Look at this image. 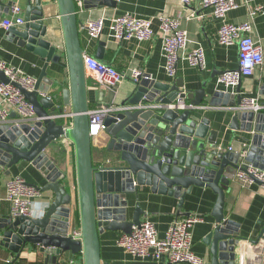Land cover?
<instances>
[{
    "label": "water",
    "instance_id": "water-1",
    "mask_svg": "<svg viewBox=\"0 0 264 264\" xmlns=\"http://www.w3.org/2000/svg\"><path fill=\"white\" fill-rule=\"evenodd\" d=\"M56 3L62 45L51 38L49 22L54 16L48 14L42 0H30L22 26L8 29L9 37L39 55L44 65L32 90L20 86L33 105L34 116L24 119L17 115L15 122L0 124V165L11 168L21 161L31 162L46 177L43 190L52 191L53 196L37 214L0 217V245L17 257L32 246L50 254L51 262L71 252L80 254L83 264H111L102 259L101 233H130L142 223L144 210L139 201L128 217L129 194L139 198V191L150 186L153 191L178 197L182 208L194 187H209L217 194L212 213L215 223L204 238L210 247L211 264H238L239 232L224 212L226 187L236 172L249 164L264 170V111H240L233 116L232 127L250 136L245 138L248 143L243 150L227 151L217 145L210 119L203 117L196 106L203 102L209 106L239 105L241 94L231 101L229 93L215 90L208 97L202 88L190 99L178 85L152 81L143 75L133 82L132 90L122 101L123 106L133 107L116 109L104 121L103 131L109 137L107 149L118 154V164L96 166L83 57L87 52L81 40L78 6L75 0ZM99 4L114 6L116 2L100 0ZM104 46L100 42L99 60L103 58ZM64 64L69 71L68 84L62 82L60 67ZM50 65H54L52 74L48 72ZM0 78L9 81L2 70ZM241 81L242 78L238 92ZM179 99L189 100L196 108L166 106ZM156 104L162 107L151 106ZM61 137L74 148L76 205L66 174L49 155V151L57 152ZM254 180L264 186L263 181ZM190 215L185 213V217ZM77 216L80 236L74 237L70 234L71 218Z\"/></svg>",
    "mask_w": 264,
    "mask_h": 264
},
{
    "label": "crops",
    "instance_id": "crops-1",
    "mask_svg": "<svg viewBox=\"0 0 264 264\" xmlns=\"http://www.w3.org/2000/svg\"><path fill=\"white\" fill-rule=\"evenodd\" d=\"M22 8L21 15L25 16V9L30 0H0V22L4 19L12 18L10 6L14 2ZM35 0H32L34 2ZM100 0H83L82 6H78L79 21L82 24L81 40L86 52L97 58L100 42H104L103 58L100 61L113 65L121 72L128 75L132 68H139L150 80L178 85L181 91L186 92L188 97L193 98L196 91L205 88L210 97L213 92L223 91L225 94H231L237 99L238 94L244 96H258L264 102V63L251 76H243L241 81V90L228 88L219 81L223 71L236 70L239 67L238 46L223 45L218 39V30L221 20L211 16L210 9H202L199 0H191V3L184 6L180 0H120L116 4L108 6L99 4ZM44 7L49 15L54 16L49 22L51 38L62 45V28L59 19L56 0H42ZM261 5L264 6V0H238V7L229 11L227 21L232 23H241L251 18L252 8ZM205 13L204 19H185L192 11ZM132 13L145 19H153L154 36L149 40H122L117 41L111 30L112 18L124 13ZM183 16L182 27L188 30L190 43L189 47L201 46L204 49L206 57V68L193 66L189 61L180 59L177 63L176 74L170 76L166 69V59L163 52V39L160 31V15ZM103 19V28L98 36H91L86 27L88 20ZM253 36L263 45L264 52V14L259 13L253 18ZM22 26V25H21ZM7 27L0 26V59L4 62L22 69L25 73L39 78L43 69L44 62L41 57L33 51L21 46L16 40L8 35ZM52 67V68H51ZM54 65L48 68L49 74H52ZM62 71V82L69 83V71L64 64L60 67ZM87 73V72H86ZM88 98L90 109L93 110L100 105H114L117 109L124 107L122 101L134 86L133 81L127 77L117 88L116 91L108 89L98 84L88 75ZM187 104H189L186 101ZM157 105V104H156ZM237 106V105H235ZM133 106H127L132 108ZM198 107L201 115L210 119V129L216 133L217 145L227 151H241L248 143L245 138L250 134L241 129L232 127L233 116L240 111L235 110L234 105L227 106H209L203 102ZM194 107V108H196ZM17 120V114L14 111L9 113L5 123H13ZM66 122V121H65ZM64 122V123H65ZM4 124V123H2ZM109 137L100 132L93 139L92 156L96 166H114L118 164V154L107 149ZM232 147V149H230ZM57 152L49 151L59 169L66 174L67 183L72 189L74 195V205H76V173L74 148L69 140L59 139L57 141ZM56 150V149H55ZM14 176H22L32 185L40 187L42 195L34 202L33 213L37 214L49 205L53 196L52 191L43 190L47 180L42 171H40L31 162L21 161L11 168L0 165V217L11 214V203L6 200V182ZM129 213L131 217L136 202L144 210L141 216L142 221H152L160 237H164L169 225L177 218L185 217V213L200 215L202 221L196 223L193 229L192 250L196 255L204 257L208 264H211L210 247L204 242L205 236L214 225L213 210L217 200V194L209 187H194L191 194H187L183 207L179 206L180 199L169 193L153 191L150 186H145L139 191V198L135 194H129ZM225 215L232 221V227L239 232L238 246V264L239 256L242 250L243 242L255 243L260 241L264 245L262 232L264 230V187L258 183L249 186H243L235 177L230 179L226 187ZM70 234L74 237L76 232L80 231L79 219L71 218ZM124 234L122 230H105L100 235L101 254L105 262L111 264H190V263H169L167 260L134 259L132 256L118 244L119 238ZM51 255L41 252L38 248L23 251L19 257L12 254L9 249L0 245V264H47L51 261ZM74 258L76 264H83L80 254L66 252L58 257L60 263Z\"/></svg>",
    "mask_w": 264,
    "mask_h": 264
},
{
    "label": "built area",
    "instance_id": "built-area-1",
    "mask_svg": "<svg viewBox=\"0 0 264 264\" xmlns=\"http://www.w3.org/2000/svg\"><path fill=\"white\" fill-rule=\"evenodd\" d=\"M120 1V0H115ZM184 6L191 0H180ZM82 6L83 0H75ZM202 9H210L211 16L221 20L218 30L219 42L223 45H237L239 50V67L236 70H228L222 73L219 81L228 88H236L243 76L253 75L264 63L263 45L253 36V18L259 13L264 14V6L258 5L250 11L252 19L241 23L228 22L226 17L229 11L238 7V0H199ZM12 18L4 19L0 26L9 28L24 23L21 15L22 8L18 2L10 6ZM205 13L192 11L185 19H204ZM160 31L163 39V52L166 59L165 69L170 76L176 74L177 63L185 59L193 66L201 70L206 68V57L201 46L189 47L190 38L188 30L182 27L183 16L160 15ZM103 19L88 20L86 27L91 36H98L102 32ZM111 30L117 41L138 39L149 40L154 34L153 19L138 17L132 13H124L112 18ZM86 72L98 84L116 91L120 84L129 77L133 82L138 81L144 73L139 68H132L130 74L119 71L113 65L106 64L95 56L84 53ZM0 70L9 79L4 82L0 78V124L5 123L9 113L14 111L18 118H31L34 116L33 105L26 99L21 87L32 90L36 78L25 73L22 69L10 65L0 59ZM162 107V105H151ZM168 108L187 109L194 107L183 99L177 103L167 104ZM145 107H148L146 105ZM237 111H264V102L258 96H244L239 105L234 106ZM114 105L103 104L90 111L89 132L91 136H97L105 129L106 116L115 111ZM120 109H127V106ZM65 140V137H61ZM67 140V139H66ZM232 149V147H230ZM235 179L243 186L255 183V178L264 182V170L249 164L245 169H240L235 174ZM6 200L11 203V215H30L33 213L35 200L42 195L40 187L32 185L22 176H14L7 180ZM264 187V186H263ZM202 221L200 215L192 214L187 217L175 219L168 227L165 236L160 237L155 224L150 220H144L139 226H134L130 233H124L118 240L134 259L167 260L169 263L208 264V261L192 250L193 229L196 223ZM80 236V231L76 232ZM239 256V264H264V245L260 241L251 243L243 242ZM47 264H76V259L70 258L65 262H50Z\"/></svg>",
    "mask_w": 264,
    "mask_h": 264
}]
</instances>
